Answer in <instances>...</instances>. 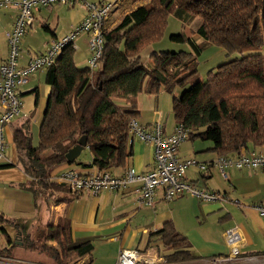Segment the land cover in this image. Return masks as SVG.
Wrapping results in <instances>:
<instances>
[{"label":"trees","instance_id":"trees-1","mask_svg":"<svg viewBox=\"0 0 264 264\" xmlns=\"http://www.w3.org/2000/svg\"><path fill=\"white\" fill-rule=\"evenodd\" d=\"M131 1L139 3L114 26L106 28L96 70L76 67L75 48L71 45L64 46L55 62L43 69L49 92L36 144L31 132L34 112L12 122L14 116L10 121L15 162L5 165H16L26 175L18 186L31 194L36 209L64 201L65 198L59 199L61 195L71 199L76 196L70 193L85 192L73 191L54 179L63 170L52 174L59 165L68 164V169L76 168L78 172L87 165L108 172L124 167L132 155L130 128L131 121L139 115L140 92L154 96L162 89L171 94L178 92L172 98L171 111L176 123L183 124L187 131V137L175 149L179 160L193 159L205 164L208 171L212 168L214 158L204 163L179 156L178 148L185 140L209 141L211 147L206 150H211L214 157L236 156L248 144L264 147V0ZM170 15L189 22L199 17L196 36L204 43L223 48L227 54L238 55L210 68L205 78L199 79L200 44L192 36L172 33L170 39L186 42L191 51L152 50L145 65L140 51L162 39ZM44 27L53 33L47 24ZM37 101L35 89L34 105ZM81 135L86 136L81 153L88 152L89 164L79 160L80 155L69 163L65 153ZM190 166L198 168L200 177L209 178L208 171L200 170L197 164L187 166L185 173ZM4 222L13 223L0 213V224ZM0 230L6 233L5 229ZM151 236L163 246L167 263L197 258L171 220L164 221ZM40 237L28 232L21 247L45 253L54 264H73L93 250L90 241L72 242L66 217L47 223ZM12 243L7 241L0 254L11 257L15 247Z\"/></svg>","mask_w":264,"mask_h":264},{"label":"crops","instance_id":"crops-1","mask_svg":"<svg viewBox=\"0 0 264 264\" xmlns=\"http://www.w3.org/2000/svg\"><path fill=\"white\" fill-rule=\"evenodd\" d=\"M87 1L93 3L99 2ZM134 3L132 7H135L139 2L136 1ZM55 5L56 4L42 6L35 11L32 25L23 35L25 39H28L29 36L32 38L33 34L36 33L38 27L36 23L41 11L43 9L51 11ZM81 5L83 7L82 2ZM16 13L15 7L11 5L8 7L0 5V64L3 63L7 57L6 32L11 29ZM192 20L195 21V18ZM44 24H47L44 20L39 23L45 31L49 32V39L47 42L52 39H58L54 29H51L47 24L53 32L51 33L44 27ZM84 37L86 41L87 36L84 35ZM21 39L22 38H20V40ZM20 50L21 56L19 58V65L21 66L24 65L33 54L44 51L31 52V46H29V49ZM22 54L24 55L22 56ZM22 86L23 85L19 86L17 89L19 96L22 94ZM174 96L177 97L178 92H175ZM154 99L156 100L157 96L153 97L150 94L140 92L137 96L138 111L143 112L144 109L154 106L156 104ZM46 100V98L42 97L41 99L38 98L37 101L39 102L37 105L40 107L38 121L37 123L35 122L36 118L34 116L31 123V132L37 133V138L34 137L35 140H33V144H36L38 139V126L45 109ZM158 115L162 116V113L157 109L156 105L152 116L153 121L148 122L146 118L140 122L137 120L136 124L149 130L152 123L156 121ZM160 125L161 129L166 134L171 133L174 129L173 126L171 130H166L165 123L162 122L161 124V120ZM7 130L9 132V137L5 140V150L11 145L14 155L10 159L6 158L4 153L6 160L0 161V213L10 219L14 216H22L25 214L24 217L13 218V220H15L14 223L16 222L18 224V226H16V232L19 233V236H22V238L30 232V228L23 230L19 226L20 219L22 218L34 221L33 226L36 227V229L37 227H42L40 228L42 233V229L47 223L51 221L56 222L58 218L66 217L71 227L72 242L78 244L84 241H90L93 245L91 254L79 259L81 263L114 264L121 249L133 248L142 253H147L148 256H150V262L145 263L140 261L137 264H209L210 258L228 252L224 240V230L230 226L236 225L240 234L239 249L243 259L242 264H264V216L260 215L253 207V204H264V169L251 170L256 171V174L250 176L252 179L249 184L238 186V178L234 175L229 176L228 174L227 180H224L215 168H211L208 173H206L209 178L205 180L204 178H200L201 172L197 167H188L185 173V179L192 182L197 187L199 181L202 179L201 181L203 182L204 180L205 185H203L205 188L203 189L208 191H220L226 195L227 199L222 202H202L198 199L196 200L195 197L187 193L177 196L171 201H164L159 192L155 196L153 204L147 206L139 203L137 199L139 195L138 187L136 185H129L124 189L113 191L106 190L96 195L87 192L81 193L80 195H73L70 193V196H76L71 199H67V195H61L59 199L65 198L64 201L50 204L48 208L39 206V208L36 209L31 194L20 189L18 186L20 182L25 181L26 175L16 165H5L10 164V162H15L11 126H6L5 132ZM132 136L136 137H131L132 155L126 160L124 167L111 168L109 170V172L114 175L122 174L124 169L128 166L134 167L139 172H148L153 168L152 145L139 139L135 134H132ZM179 148L178 153L181 158H196L193 155L194 153L181 152ZM209 148V146H206L201 148L199 152L206 153L207 151H211L206 150ZM243 150L264 152V147H256L248 144L247 148ZM214 156V153L206 157L200 154L197 155V158L198 161L203 162L202 160H205V162H207L212 160ZM89 161L90 157L88 156V159L84 160V162L89 164ZM68 166V164L59 165L52 170V174ZM94 170V167H89V165H87V168L84 167L79 171L86 173ZM198 174L199 176L197 177ZM243 176L248 177L247 175ZM209 179H211L212 184L209 183ZM235 199H241L245 201L247 205L239 207L233 203ZM167 220H171L175 229L186 237L191 250L197 255L196 259L174 263H167L164 260V248L161 246L160 241L151 236V234ZM0 231L3 236V238L0 236L1 249L6 244L7 240H11L10 236L12 231H5L6 233H3L2 230ZM22 255L23 253L20 254V256Z\"/></svg>","mask_w":264,"mask_h":264},{"label":"built area","instance_id":"built-area-1","mask_svg":"<svg viewBox=\"0 0 264 264\" xmlns=\"http://www.w3.org/2000/svg\"><path fill=\"white\" fill-rule=\"evenodd\" d=\"M82 2L86 10L81 21L66 35L48 42L46 50L30 57L24 65H19L21 56L19 42L25 31L34 21V13L42 6L52 4L73 5ZM0 5L16 8L15 19L11 29L6 32L7 57L0 64V160L5 158L6 148L4 128L11 119L19 114L22 102L17 92L19 86L28 80V75L35 70L44 69L53 64L60 50L71 45L75 48L74 40L80 33L87 36V45L90 56L87 58L88 68L96 70L99 67V58L103 48L104 32L107 28L112 3H93L87 0H1ZM131 134L148 142L153 149V168L148 172H139L134 167L128 166L120 175H114L107 170H94L86 173L74 169H63L54 176L61 184H67L73 191H85L96 195L102 191L123 189L129 185L138 187L139 203L150 206L155 196L160 192L164 201H171L177 196L189 194L202 202H222L227 199L220 191H208L195 186L184 179L185 169L189 165L197 164L200 170L208 171L205 164L197 163L193 159L179 160L175 155L176 146L187 137L183 124L176 123L171 133L166 134L161 129L160 116L158 115L150 129L146 130L131 121ZM209 168V167H208ZM219 175L227 180L228 169H264V152L254 150L243 151L236 156H216L212 161ZM239 207L247 205L245 201L233 200ZM257 212L264 216V204H253ZM224 240L228 252L210 258L209 264H242L240 253V234L236 225L224 230ZM143 261L150 262V256L137 249L123 248L119 251L114 264H137ZM18 264H22L16 262ZM38 264V263H31ZM73 264H87L76 260Z\"/></svg>","mask_w":264,"mask_h":264},{"label":"rangeland","instance_id":"rangeland-1","mask_svg":"<svg viewBox=\"0 0 264 264\" xmlns=\"http://www.w3.org/2000/svg\"><path fill=\"white\" fill-rule=\"evenodd\" d=\"M90 1H95V2L99 1L97 3L100 2L112 3V8L110 10L111 13L107 21V27L109 28L114 26L126 12H128L130 9L133 8L132 7L133 4H135L134 1L131 0H90ZM83 15H85V9H83L81 2H77L73 6L56 4L51 11L43 9L41 13L38 15V21L36 23L38 24V27L36 33L33 34L32 38L30 36L28 37V39H25V36L21 37L22 39L20 40V45H19L20 49L26 50L29 49V46H31V52L46 50V47L48 46L47 41L49 39V32L45 31L39 25V23H41L43 20L46 21V23L49 25L51 29H54L58 38H61L64 35L68 34L79 23ZM198 21H199V17H196L195 21L192 20L189 22L187 20L179 21V19H176L174 16L170 15L168 20V29L166 30L162 39L157 43H152L144 46L140 51V55L143 63L145 65L148 64L149 53L152 50H158V51L159 50H165V51L190 50L191 51L190 46L186 42H177L170 39V34L172 33L173 34L183 33L185 35L192 36L196 40V42L200 44L201 51L197 57V77L199 79H204L207 71L210 68H213L216 65L222 63L223 61H226L238 55L236 53L227 54V52L223 48H219L213 44L204 43L203 39H201L199 36H196L194 32L195 24ZM81 34H84L86 36L85 33H80L76 36L74 40L76 47L74 49L73 60L76 67L87 68L88 67L87 58L90 56V51L87 45V40L85 41L84 35ZM23 55L24 54H22V56ZM21 89H22L21 90L22 94L20 96V100L22 102V107L20 108L19 114L15 116L12 122L18 121L19 117L23 115H28L31 112H34V116L36 118L35 122L37 123L40 107L38 105H34L33 91L35 89L37 90L39 95L38 98L41 99L42 97H44L47 99L49 87L44 83V70L39 69L30 73L28 75V80L23 84ZM177 89L181 91L183 88H177ZM150 95L155 97L152 94ZM156 96L157 99L156 100L154 99V102L156 104L154 106H151L150 108L144 109L143 112L140 111L138 115L139 118L137 117L135 121L137 122L138 120L140 122L141 120H144L146 118L148 122L153 121L152 120L153 111L155 110V106L157 105V109L161 111L163 116V118L162 116H160L161 124L162 122L165 123L166 130L169 131L173 128L175 124V119L171 111V102H172V98L174 97V93L171 94L165 92L164 90H161ZM11 124L9 123L7 126H11L12 128ZM5 128H4V135H5L4 138L6 140L9 137V132L8 130L5 132ZM36 136L37 133L33 132L32 142L33 140H35V138H37ZM132 138H136V137L132 136ZM206 146L211 147V143L209 141H202L200 139L194 141L185 140L181 144L179 150L181 152L185 151L187 153H194L193 155L198 160L197 155L202 154L204 157H206L213 154V152L211 151H207L206 153L199 152L201 148H204ZM5 155L6 158H10V159L11 157H13L14 154L11 145L5 150ZM6 158L5 159L3 158L1 160L2 161L6 160ZM87 159H88V152L84 150L80 154L79 160L84 161ZM202 161L206 163L205 160ZM227 171L229 176L234 175L238 178V186L249 184L250 180L252 179L250 178V176L256 174V171H251V170L249 171V169L239 170L236 168H231L228 169ZM243 175H247L248 177L246 176L244 177ZM198 176L199 174L197 175V177ZM201 180L198 183V187L203 189L205 188L204 187L205 183L204 180L203 182ZM209 183L212 184L211 179H209ZM24 216L25 214L22 216H14L11 219L9 218V220L13 221V223L4 222L0 224V229L3 228L7 232L12 231L10 237H11V241L13 242L12 244L15 245V247L11 249V257L8 254H0V264H18L16 262L22 264H31V263L54 264L53 262H51V259L48 258L45 253L40 252L38 250L29 251L28 249L21 247L22 236H19V233L16 232V226H15L16 222L14 223L15 220H13V218L15 217L21 218ZM33 222L34 221H31V219L25 220V218H22L20 219L19 226L23 230L30 228L31 236H36V238H39L41 236L40 228L42 227H37L36 229V227L33 226L34 225ZM0 236H2L1 231H0ZM22 253L23 255L20 256V254Z\"/></svg>","mask_w":264,"mask_h":264},{"label":"water","instance_id":"water-1","mask_svg":"<svg viewBox=\"0 0 264 264\" xmlns=\"http://www.w3.org/2000/svg\"><path fill=\"white\" fill-rule=\"evenodd\" d=\"M86 146V136L81 135L76 143L71 146L65 153V159L67 162L72 163L81 153Z\"/></svg>","mask_w":264,"mask_h":264}]
</instances>
